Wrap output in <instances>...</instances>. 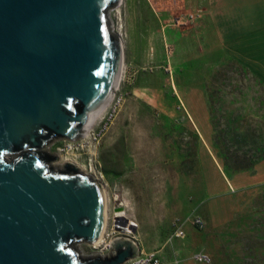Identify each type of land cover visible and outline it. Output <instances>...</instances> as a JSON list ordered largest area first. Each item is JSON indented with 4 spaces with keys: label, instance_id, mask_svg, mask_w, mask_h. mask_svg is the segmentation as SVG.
Here are the masks:
<instances>
[{
    "label": "rangeland",
    "instance_id": "1",
    "mask_svg": "<svg viewBox=\"0 0 264 264\" xmlns=\"http://www.w3.org/2000/svg\"><path fill=\"white\" fill-rule=\"evenodd\" d=\"M208 1L122 0L109 16L124 41L122 105L86 137L45 148L59 157L51 162L56 170L71 158L105 186L107 233L138 224L143 248L162 250L167 263L196 264L192 254L204 251L211 264H264V157L231 170L215 147L217 132L227 128L264 135V4L256 23L247 24L242 9L234 13L220 41L209 26ZM197 11L202 18L176 25ZM223 45L257 61L255 69ZM193 213L205 228L189 226L184 240L165 246L172 222ZM76 247L84 258L96 255L87 243Z\"/></svg>",
    "mask_w": 264,
    "mask_h": 264
},
{
    "label": "water",
    "instance_id": "2",
    "mask_svg": "<svg viewBox=\"0 0 264 264\" xmlns=\"http://www.w3.org/2000/svg\"><path fill=\"white\" fill-rule=\"evenodd\" d=\"M121 0H0V264H125L118 237L104 256L76 244L102 237L97 181L58 170L45 147L75 142L118 88L123 45L110 26ZM42 152L52 158L42 157Z\"/></svg>",
    "mask_w": 264,
    "mask_h": 264
},
{
    "label": "built area",
    "instance_id": "3",
    "mask_svg": "<svg viewBox=\"0 0 264 264\" xmlns=\"http://www.w3.org/2000/svg\"><path fill=\"white\" fill-rule=\"evenodd\" d=\"M202 16L203 14H201V11L191 12L184 16L176 18L175 23L176 25H183L186 23L195 22L198 19L202 18ZM118 88L115 90L111 103L109 104L106 112L110 110V113H116L117 109L122 105L123 97L117 95ZM116 219L117 218L114 217L113 222H116ZM117 224L119 223L117 222ZM133 225L135 226V228H133V231L126 232L124 234L122 233V231L120 235H114L113 233L110 234L106 232V237L103 242H101L97 246L95 244H92V247L96 250V255H107L112 250L113 240L118 237H124L131 239L136 244L139 250L138 256L129 260L128 263L125 264H181L178 260L167 263L163 255L161 254L162 250L146 251L143 248V244L141 243V240L138 236V224L134 223ZM125 226L128 227L129 224H126ZM125 226H123V228H125ZM189 226H193L199 230H202L206 226V221L200 215L194 213L189 215L185 219H175L172 222V227L167 235L165 246L168 244H173L177 240H184L187 237V230ZM191 258L196 264H211L212 262L211 256L204 251L194 252Z\"/></svg>",
    "mask_w": 264,
    "mask_h": 264
},
{
    "label": "trees",
    "instance_id": "4",
    "mask_svg": "<svg viewBox=\"0 0 264 264\" xmlns=\"http://www.w3.org/2000/svg\"><path fill=\"white\" fill-rule=\"evenodd\" d=\"M260 84L264 92V83L261 82ZM217 135L215 147L218 153L216 155L227 169H249L255 162L264 157V145L261 144V138L264 135L257 133L256 130H245L241 132L231 131L227 128L218 131ZM41 155L43 158H48L46 160L47 162H49V158H52L47 152H42Z\"/></svg>",
    "mask_w": 264,
    "mask_h": 264
},
{
    "label": "crops",
    "instance_id": "5",
    "mask_svg": "<svg viewBox=\"0 0 264 264\" xmlns=\"http://www.w3.org/2000/svg\"><path fill=\"white\" fill-rule=\"evenodd\" d=\"M245 3H249V5L246 6ZM263 4L264 0H249V2H245L244 0H209L206 4L208 9L209 26L215 31L214 35L220 37L221 41V37L223 35L221 27L223 26V23H227L228 21L234 20L236 18L234 13L242 9L250 14V20H248L246 23H256L260 5L263 9ZM232 33L233 36H240L239 32L232 31ZM222 47L224 52L227 53L228 56L235 57L237 55L241 57L245 63L249 64L248 66L250 68L255 69V66H257V61H253L250 58H247V56L243 57L240 54H237L233 49H226L225 45H223Z\"/></svg>",
    "mask_w": 264,
    "mask_h": 264
},
{
    "label": "bare ground",
    "instance_id": "6",
    "mask_svg": "<svg viewBox=\"0 0 264 264\" xmlns=\"http://www.w3.org/2000/svg\"><path fill=\"white\" fill-rule=\"evenodd\" d=\"M122 1V0H121ZM118 34H120L119 32H118ZM119 37H120V39H121V41H122V45H123V63H122V67H121V72H120V76H119V79H118V81L120 82V80H121V76H122V72H123V70H124V66H125V61H124V41H123V38H122V36H121V34L120 35H118ZM119 84V83H118ZM113 95H114V92L110 95V98H109V100H108V102H107V104L105 105V107L100 111V112H98L95 116H94V118L92 119V123H91V125L89 126V127H91L92 125H95L99 120H101L102 119V116L104 115V113L106 112V110H107V108H108V106H109V104L111 103V100H112V98H113ZM89 129V128H88ZM87 129V130H88ZM88 132L89 131H86V133L84 134V137H86L87 136V134H88ZM67 162H74V163H76V164H78L79 165V167L81 168V170L84 172V173H87V174H89L88 172H86L85 171V169H84V167H83V165H81L80 163H78L77 161H75V160H73V159H71V158H65V159H62V161L61 162H58V163H55L54 165H55V167L56 168H61V167H63L64 166V164L65 163H67ZM93 178L97 181V183H98V185H99V188H100V191H101V194H102V199H103V204H104V224H103V231H102V237H101V239L97 242V243H95V245L97 246V245H99L101 242H103L104 241V239H105V237H106V232H107V229H108V215H109V213H108V208H109V204H108V193H107V190H106V188H105V186L95 177V176H93ZM117 218H118V220L119 221H123V220H125V217L123 216V214L122 213H119V214H117ZM133 228H135V227H133L132 226V223L130 222L129 223V226L128 227H125V228H120V226L117 228V229H119V230H121L122 231V233L124 234V233H126V232H131V231H133ZM125 235H127V234H125ZM100 255V254H99Z\"/></svg>",
    "mask_w": 264,
    "mask_h": 264
}]
</instances>
